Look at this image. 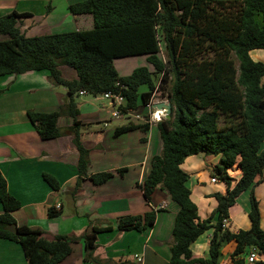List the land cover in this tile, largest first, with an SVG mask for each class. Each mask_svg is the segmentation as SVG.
Wrapping results in <instances>:
<instances>
[{"label": "trees", "instance_id": "trees-1", "mask_svg": "<svg viewBox=\"0 0 264 264\" xmlns=\"http://www.w3.org/2000/svg\"><path fill=\"white\" fill-rule=\"evenodd\" d=\"M69 11L75 16L90 15L92 29L29 38L18 28L26 15L13 12L0 17V77L46 71L53 85L66 89L64 109L73 119L68 131L78 153L79 174L85 173L89 158L79 140L75 100L79 93L94 98L120 94L123 108L136 111L159 85L157 96L170 104L171 119L156 124L161 151L151 158L140 189L149 202L160 188L178 206L168 264H217L223 241L235 245L230 264H247L250 249L263 259L257 264H264V231L252 193L250 229L234 234L230 224L221 228L236 199L264 183V64L250 57L252 51L264 50V0H84L70 5ZM140 57L146 65L127 76H119L113 67L114 60ZM62 67L72 69L76 78H62ZM142 86L148 90L139 93ZM61 113L28 111L27 118L39 138L49 141L61 136L57 126ZM137 128L148 126L127 124L116 128L114 135ZM199 153L220 156L213 178L226 184L225 194L215 195L214 225L199 220L187 188L188 175L181 169L186 158ZM234 166L241 175L231 184L226 171ZM111 177V173H99L89 179L100 186ZM43 179L53 191L59 189L52 177ZM0 203V240L19 244L28 264H61L72 253L76 238L59 235L49 240L38 230L17 226L12 214L20 204L9 194L1 172ZM60 215L55 207L47 211L48 219ZM155 218L151 209L119 219L117 228L143 232L152 228ZM211 229L209 259H192L191 244ZM110 230L92 227L81 237L85 260L97 248V235Z\"/></svg>", "mask_w": 264, "mask_h": 264}, {"label": "crops", "instance_id": "crops-1", "mask_svg": "<svg viewBox=\"0 0 264 264\" xmlns=\"http://www.w3.org/2000/svg\"><path fill=\"white\" fill-rule=\"evenodd\" d=\"M82 1L84 0H0V17L13 12L26 15L19 20L18 25L20 32L29 38L87 31L93 27L91 16H75L69 11L70 5ZM140 58L145 61L144 57ZM139 66L143 64L127 68V71L131 68L128 73ZM64 91V95L55 93L53 84L42 72H28L0 79V172L6 180L9 194L20 204V208L12 214L17 226L38 230L49 240L59 235L78 239L72 244V253L73 245L77 246L80 249L79 258L69 262L71 253L61 264H168L178 206L160 188L154 191L149 202L140 189L150 171L151 158L161 151L156 125L148 126L142 120L132 118L127 124L147 125L148 128H137L115 136L114 130L127 124H119L110 131L109 115L105 117L101 114L100 117L87 101L77 103L79 115L76 120L81 124L79 140L89 154L86 171L79 174L76 169L78 153L68 131L73 125V119L64 109L67 103V91ZM139 93L144 92H140L139 88ZM85 96L88 95L78 97ZM140 110L142 113L145 111L138 109L134 113ZM28 111H62L57 123L61 136L49 141L41 140L27 118ZM157 144H160L159 152ZM199 155L201 157L186 158L181 169L188 175L187 188L196 205L199 220H208L209 224L214 225L217 218L215 195H224L226 184L219 179L217 183L210 182L214 175L213 169L219 165L217 161L220 162V158L203 153ZM99 173H111L112 177L105 184L96 186L89 177ZM44 175L57 181V191L47 185ZM240 175L241 171L237 166L227 173L231 184ZM262 178L264 179L263 176ZM263 184L251 188L255 191ZM241 195L228 210L227 221L234 234L250 229L249 201L247 199L246 202H241ZM61 199H64L67 211ZM262 204L261 199L259 208ZM58 205L61 215L48 219V209ZM151 209L156 214L152 228L143 232L130 228L118 230L119 218L141 216ZM2 213L0 203V215ZM260 221L261 230L264 231L262 217ZM92 227H109L111 230L97 235V248L91 258L85 260L81 237ZM212 231L213 229L204 233L191 244L192 259H209ZM234 248L233 243L221 242L217 264H230ZM0 264L28 263L19 244L0 240Z\"/></svg>", "mask_w": 264, "mask_h": 264}, {"label": "rangeland", "instance_id": "rangeland-1", "mask_svg": "<svg viewBox=\"0 0 264 264\" xmlns=\"http://www.w3.org/2000/svg\"><path fill=\"white\" fill-rule=\"evenodd\" d=\"M226 1H229V0H226ZM18 28H19V25H18ZM250 57H251V59L253 61H255V62H262L264 64V50H255V51H252L251 54H250ZM137 64L138 65L139 64H143L144 65L145 64V61L143 60V58H134V59L123 58V59H117V60H114L113 61V67H114V69L116 70V72L118 73L119 76L120 75L130 74L131 72L130 73H128V72H129V70H131V68L128 69V71H127V68H129L131 66H137ZM59 70L61 72L62 78L66 79V80H73V79L76 78L75 72L72 69L68 68V67H62ZM41 72L44 73V74H46L48 76V73L46 71H39L37 73H41ZM0 79H1V77H0ZM262 83H264V77L262 78ZM53 86H54V92L55 93H58L59 95H64V93H65L64 89L65 88L62 89L63 87L55 86V85H53ZM147 90L148 89H147L146 86L140 87V92H146ZM161 99H164V98H161ZM75 100H76V102L78 104L83 103V102H86V101L88 103H90L93 106V109H95L96 113L100 114V117H101V114H103L105 117L108 116V114L106 113V111L108 109V107H107L108 102L106 100H104V99H100V97H98V99H96V98L88 95V96H85V98L76 97ZM30 104L33 105L32 102ZM141 109H143V108H141ZM142 112L143 111L140 110L138 113L137 112L134 113L133 116H135V114L137 115V114H140ZM140 115H142L143 117H145L147 115L146 114V111H144V113H142ZM131 119H132V117H130V118H125L124 117L123 119H119L117 121L111 119V120L108 121V130H110V131L114 130V128L117 125H119V124H124L125 125V124L129 123V121ZM131 122H133V120ZM221 124L222 123L220 122V125ZM152 125H156V124H152ZM158 146H160V144H157V146H156L157 152H159V147ZM263 146H264V144H263ZM160 148H161V146H160ZM199 154L194 155V156L201 157ZM217 157L220 158L219 155ZM218 162L219 161H217V164H219ZM263 173H264V170H263ZM262 176L264 177V174H262ZM249 192H250V195H249ZM249 192L247 191V192H245V194H242L241 195V197H240L241 202H243V201L246 202L247 199H248V201H250V197H251V193H252L253 194V197L258 202V208H259V200L262 199V203H263L262 205L263 206H261L259 208V213H260V216L264 220V184L262 186H260L259 188H256L255 191L253 190V188H250ZM240 199H239V201H240ZM61 202L64 205L65 211H67V207H66V204L64 203L65 202L64 199H61ZM119 219H121V218H119ZM260 228H261V221H260ZM81 245H82V243H81ZM251 250L252 249H250V251ZM79 253H80V249L77 246H74L73 245V253H72V256L69 258V262H72V261L77 260L79 258V255H78Z\"/></svg>", "mask_w": 264, "mask_h": 264}, {"label": "built area", "instance_id": "built-area-1", "mask_svg": "<svg viewBox=\"0 0 264 264\" xmlns=\"http://www.w3.org/2000/svg\"><path fill=\"white\" fill-rule=\"evenodd\" d=\"M159 85L156 86L154 92L151 94L150 99L148 100L147 104L143 107V109L146 111V116L143 117L140 114H135L133 116L134 111H131L129 109H124L125 107V101L124 98L120 94H112V93H106L103 94L100 97V99H104L108 102V109L107 113L111 119L119 120L125 118H135L138 120H141L147 124L148 126H151L152 124H157L160 121L164 120L165 113L164 110H156L153 108V105L158 102L168 103L166 98L161 99L157 96V90ZM80 95H84V92H80ZM98 98V97H97ZM140 115V116H139ZM228 173V170L226 171V175ZM211 183H217V178H212L210 180ZM60 206H55L56 210H59ZM228 225L227 219H224L221 223V228H225ZM263 259H260L257 255V251L252 249L249 251L246 262L247 264H257L259 262H262Z\"/></svg>", "mask_w": 264, "mask_h": 264}, {"label": "water", "instance_id": "water-1", "mask_svg": "<svg viewBox=\"0 0 264 264\" xmlns=\"http://www.w3.org/2000/svg\"><path fill=\"white\" fill-rule=\"evenodd\" d=\"M153 108L156 110H164L165 117L164 120L169 121L171 119V106L169 103L158 102L153 105Z\"/></svg>", "mask_w": 264, "mask_h": 264}, {"label": "bare ground", "instance_id": "bare-ground-1", "mask_svg": "<svg viewBox=\"0 0 264 264\" xmlns=\"http://www.w3.org/2000/svg\"><path fill=\"white\" fill-rule=\"evenodd\" d=\"M229 173H230V171H229Z\"/></svg>", "mask_w": 264, "mask_h": 264}]
</instances>
